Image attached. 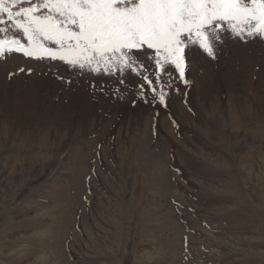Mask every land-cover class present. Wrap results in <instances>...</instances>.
I'll return each instance as SVG.
<instances>
[{
  "label": "rangeland",
  "instance_id": "1",
  "mask_svg": "<svg viewBox=\"0 0 264 264\" xmlns=\"http://www.w3.org/2000/svg\"><path fill=\"white\" fill-rule=\"evenodd\" d=\"M173 77L0 56V264H264V37Z\"/></svg>",
  "mask_w": 264,
  "mask_h": 264
},
{
  "label": "snow or ice",
  "instance_id": "2",
  "mask_svg": "<svg viewBox=\"0 0 264 264\" xmlns=\"http://www.w3.org/2000/svg\"><path fill=\"white\" fill-rule=\"evenodd\" d=\"M227 33L264 37V0H0V56L22 52L121 85L135 75L164 107L179 91L173 73L187 83L188 51L213 56Z\"/></svg>",
  "mask_w": 264,
  "mask_h": 264
}]
</instances>
